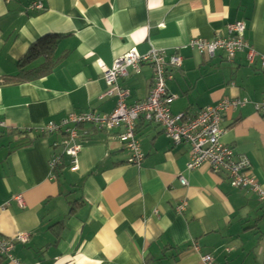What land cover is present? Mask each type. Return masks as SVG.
Listing matches in <instances>:
<instances>
[{
	"label": "crops",
	"instance_id": "0c3cea01",
	"mask_svg": "<svg viewBox=\"0 0 264 264\" xmlns=\"http://www.w3.org/2000/svg\"><path fill=\"white\" fill-rule=\"evenodd\" d=\"M237 21L249 49L232 60L192 48L196 39L229 38ZM47 36L56 41L52 72L0 86V237L29 235L13 249L15 261L0 255V264H205L206 255L216 264H264V200L207 165L188 170L191 145L176 144L162 126L136 121L140 164L129 162L119 130L78 126L75 163L64 154L66 133L43 130L72 114L111 115L119 98L107 95L104 69L131 49H160L183 58L169 69L173 115L248 100L225 113L222 142L249 159L264 188V0H0V79L15 76ZM129 74L118 85L132 106L148 98L154 70L143 64ZM56 155L63 165L52 169Z\"/></svg>",
	"mask_w": 264,
	"mask_h": 264
},
{
	"label": "built area",
	"instance_id": "2783aa9c",
	"mask_svg": "<svg viewBox=\"0 0 264 264\" xmlns=\"http://www.w3.org/2000/svg\"><path fill=\"white\" fill-rule=\"evenodd\" d=\"M43 7L41 2H35L33 8L39 10ZM229 38H216L213 40L196 39L191 46L201 53L214 58L219 51H223L229 60L237 53L249 49L246 40L247 26L243 21H237L228 25ZM143 64H149L154 70L153 85L148 98L142 102L128 106L125 102L128 91L118 85L119 78L128 77L130 68L140 73ZM183 58L179 55L168 57L166 52L160 49H152L147 54H141L136 49H131L122 57L116 59L111 68L104 69V79L108 86L107 95L116 94L119 98L118 106L111 115H101L96 112L72 114L60 122H50L44 127L45 133H63L67 135L65 155L70 157L73 163L81 151L78 144L80 138L78 126L91 124L98 128L119 130L118 138L124 147L130 151V163L140 164L144 157L141 146L137 141L135 123L141 118L148 122L160 125L166 135L176 144L186 142L191 145V156L187 163L188 170H195L205 165L216 173H225L232 187L248 189L254 192L260 200H264V188L251 172V163L247 157L237 155L233 148L222 142L224 130L221 128L224 115L231 109L243 107L248 103L247 99H223L216 105L207 106L195 117L186 115H173L170 111L176 96L169 93L168 82L173 80L169 69L181 68ZM264 71V57L261 60ZM257 109L264 115V99L257 104ZM73 125V127H71ZM6 123L0 120V128ZM62 165V156L56 155L52 159V169ZM77 167H74L76 169ZM180 181L186 185V180ZM18 201L23 206L22 199ZM186 209V203L177 207L179 212ZM28 234H20L15 239L0 237V255L14 260L13 249L16 244L26 243ZM205 264H216L213 257H203Z\"/></svg>",
	"mask_w": 264,
	"mask_h": 264
},
{
	"label": "trees",
	"instance_id": "16d2710c",
	"mask_svg": "<svg viewBox=\"0 0 264 264\" xmlns=\"http://www.w3.org/2000/svg\"><path fill=\"white\" fill-rule=\"evenodd\" d=\"M54 39H55L54 36H47L39 40L38 43H36L35 45H33L29 54L19 61L18 73L15 76L7 77L5 79H0V86L10 83L13 84V83H21L25 81L37 80L50 74L54 66L57 64L56 58L53 56V50L55 49V45H56V41ZM41 59H43L42 62H38L37 63L38 65L35 66L36 61L38 60L41 61ZM148 123L155 124L152 122H148ZM62 165H63V161H62ZM74 204L77 205V202H75ZM75 206L72 207L71 209L72 211L75 210Z\"/></svg>",
	"mask_w": 264,
	"mask_h": 264
}]
</instances>
